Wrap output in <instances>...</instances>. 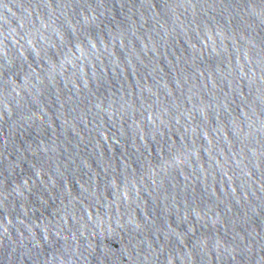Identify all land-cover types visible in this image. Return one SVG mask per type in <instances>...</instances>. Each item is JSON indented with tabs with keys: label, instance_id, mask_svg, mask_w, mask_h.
Returning a JSON list of instances; mask_svg holds the SVG:
<instances>
[{
	"label": "water",
	"instance_id": "1",
	"mask_svg": "<svg viewBox=\"0 0 264 264\" xmlns=\"http://www.w3.org/2000/svg\"><path fill=\"white\" fill-rule=\"evenodd\" d=\"M0 264H264V0H0Z\"/></svg>",
	"mask_w": 264,
	"mask_h": 264
}]
</instances>
